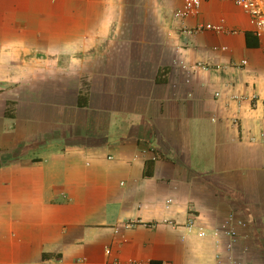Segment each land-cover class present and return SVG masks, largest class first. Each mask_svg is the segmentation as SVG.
I'll return each mask as SVG.
<instances>
[{
  "label": "crops",
  "instance_id": "crops-1",
  "mask_svg": "<svg viewBox=\"0 0 264 264\" xmlns=\"http://www.w3.org/2000/svg\"><path fill=\"white\" fill-rule=\"evenodd\" d=\"M182 2L0 0V264H264V35Z\"/></svg>",
  "mask_w": 264,
  "mask_h": 264
},
{
  "label": "built area",
  "instance_id": "built-area-1",
  "mask_svg": "<svg viewBox=\"0 0 264 264\" xmlns=\"http://www.w3.org/2000/svg\"><path fill=\"white\" fill-rule=\"evenodd\" d=\"M203 0H183L182 6L180 9L176 10L173 13V19L179 23H184L186 20L194 17L197 15L199 7L201 5ZM224 1H230L235 6L240 8L249 18L250 24L253 27V32L255 36L259 37L261 35H264V0H224ZM212 32V33H222L225 31L222 25H211V24H205V25H196L195 27L188 29L184 26L181 27V33L186 36H194L201 32ZM221 50H224L222 48ZM246 65L245 61H241L239 65H234V67H244ZM183 67V66H182ZM193 69H198L202 71H206L211 69L208 65H195L192 67ZM215 69H219V67H215ZM234 222L232 219V216H230L227 220L226 225L229 227H226V230L224 231V236L226 238H229L233 240L236 237L235 232L230 227V225ZM136 223L133 221L124 222L121 225V229L123 230H129L135 227ZM187 232L192 231V223H187L185 227ZM119 231V228H113L114 235H117ZM218 235V232L215 231L213 233V236L216 237ZM198 236L205 237V233L199 232ZM229 248V246H228ZM109 254V251L106 250V255Z\"/></svg>",
  "mask_w": 264,
  "mask_h": 264
}]
</instances>
